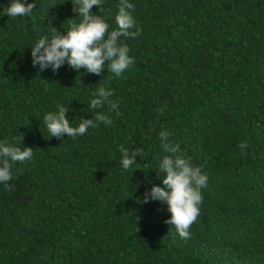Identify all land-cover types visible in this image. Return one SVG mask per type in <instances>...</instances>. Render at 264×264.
I'll return each instance as SVG.
<instances>
[{"label": "trees", "instance_id": "trees-1", "mask_svg": "<svg viewBox=\"0 0 264 264\" xmlns=\"http://www.w3.org/2000/svg\"><path fill=\"white\" fill-rule=\"evenodd\" d=\"M11 2L0 0V142L34 155L13 164L11 191L0 184V264H264V0H129L141 32L121 37L135 63L119 78L107 64L101 76L33 66L31 46L80 17L70 0H27L30 15L8 17ZM118 9L92 11L111 29ZM101 84L117 111L89 108ZM57 105L73 127L95 111L112 124L50 137ZM162 130L208 177L188 240L164 222L165 202H139L163 186ZM121 145L144 150L127 170Z\"/></svg>", "mask_w": 264, "mask_h": 264}, {"label": "clouds", "instance_id": "clouds-1", "mask_svg": "<svg viewBox=\"0 0 264 264\" xmlns=\"http://www.w3.org/2000/svg\"><path fill=\"white\" fill-rule=\"evenodd\" d=\"M70 2L73 6L72 11L80 17L79 21L73 20L65 32L53 27L50 34L41 36L35 45L31 46L33 66H38L40 70L51 67L55 73L67 63L78 73L83 69L86 73L101 76L107 64L108 70L119 78L135 63L134 58L129 55V47L121 42V37H135L141 32L132 15L134 4L129 0H119V9L115 16L116 27L110 29L106 19L92 11L93 6L99 9L103 0ZM35 7V2L12 0L10 6L5 7L3 11L8 17L14 18L30 15ZM132 29L135 30L131 31ZM114 94V90L101 84L96 89L89 108L99 110L107 105L109 110L117 111L119 104L111 99ZM69 110L64 105H57L56 111L44 115L43 122L50 137L62 138L66 134L67 137L75 138L86 134L90 127L95 128L99 123L105 126L112 124L109 115L103 111H95L93 118L81 119L78 126L73 127L66 116ZM23 137L24 133L16 135L19 145ZM159 139L165 155L159 160L155 170L158 178L162 175L163 186L153 184L150 190L145 191L139 202L141 204L154 200L165 202L170 218L164 222L172 225L181 239L188 240L191 238V226L196 223L200 214V205L203 202L201 190L207 187L208 177L202 174L199 166L192 164L190 158L183 155L178 143L170 142L166 130L159 133ZM238 146L242 152L247 148L244 141ZM143 151L141 147L129 150L121 145L122 168L125 170L131 168L137 163L136 157H141ZM33 155L32 147L21 148L7 141L0 142V184H4L7 190L11 191L13 186L9 185V181L13 179V164L31 160Z\"/></svg>", "mask_w": 264, "mask_h": 264}]
</instances>
